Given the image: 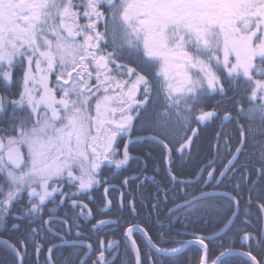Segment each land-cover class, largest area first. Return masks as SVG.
<instances>
[{
    "label": "snow or ice",
    "instance_id": "6c2138e0",
    "mask_svg": "<svg viewBox=\"0 0 264 264\" xmlns=\"http://www.w3.org/2000/svg\"><path fill=\"white\" fill-rule=\"evenodd\" d=\"M216 121L220 167L209 160L181 179L173 157ZM137 132L182 185L169 200V183L157 184L149 207L168 203L155 235L141 216L147 169L130 164L142 161ZM250 142L258 180L242 209L239 183L218 189ZM47 232L72 246L66 264H179L190 247L196 264H264V0H0V246L27 264Z\"/></svg>",
    "mask_w": 264,
    "mask_h": 264
},
{
    "label": "trees",
    "instance_id": "16d2710c",
    "mask_svg": "<svg viewBox=\"0 0 264 264\" xmlns=\"http://www.w3.org/2000/svg\"><path fill=\"white\" fill-rule=\"evenodd\" d=\"M14 91V89H13ZM218 99H220L218 97ZM218 128L216 131H214V125L211 123L207 126H202V131L199 132L200 139L196 141V144L193 146V148L190 151V154H184L183 156L180 153H176V155L173 157L174 164L172 165V170L179 175L181 179H189L194 176L195 173H197L201 166H206L209 160L215 159L216 167H220L222 163V158H217L215 156L214 151H210V146L214 145L216 142V133L221 130L220 128V121H218ZM224 131L226 132H233V127L231 125H226L224 127ZM143 143L138 144V150L143 151L139 153V156L142 157V161L138 164L137 162L133 161L131 163L132 169H144L146 168L147 171L145 175L149 177L147 181L144 182V187L142 189L143 195L140 197L144 201V205L141 211V216L147 221L148 227L152 230V234L155 235L156 231L160 228V219H163V214L165 213V203L168 202H161L160 207L158 209H151L149 207V202L151 203H157L155 196L157 194V184L162 183H169V200L175 199L177 195L181 194L177 191H174L173 189H179L182 187V185H175L171 184L167 177V171H168V162L165 160H162L161 158V152L159 149L153 147V142L144 139ZM233 143H235V135L233 133ZM249 150L244 152L242 156H240L239 161L237 162L236 166L240 170L237 171L235 174L230 173V179L225 180V186H222L219 190H231L234 185L237 183L240 184L239 189V195L242 201V209L244 206V203L247 201V198L249 196V190L253 188V184L251 181L258 180L257 174L253 169L259 167V160H260V153L261 150L259 147L254 145L252 142L249 143L248 147ZM147 150H151L150 152ZM223 157V154H222ZM146 161V163H144ZM244 162L249 163L247 167V170L242 168ZM248 173H250V179L248 177ZM106 175H109V173H105ZM125 175H131V172H125ZM155 178L154 180L151 178ZM122 179V177H121ZM117 182V183H116ZM118 185L119 180L112 179V184ZM261 185L257 183L255 187H260ZM105 187H107L105 185ZM193 187H196L195 184H193ZM104 195V188L99 187L96 190L90 191L88 193V196L92 198V203H89L88 200H85V202L89 203L92 207H99L100 206V200L101 197ZM113 195H118V193H113ZM137 195H139V192H137ZM164 193H160V201H163ZM252 198L256 199L255 192H252ZM168 206L170 207L171 204L169 203ZM49 207H52L50 204ZM66 211V209L61 210V215H63V212ZM253 215H255V209H252ZM160 213V218L158 219L157 214ZM183 219V213L178 214ZM103 218V217H99ZM113 219L116 218V214L112 216ZM256 221L253 220V224H255ZM56 228L60 225H54ZM53 226V227H54ZM242 226V225H237ZM177 229L183 230V225L181 223H177L175 226ZM200 227L204 229H214L213 225H200ZM27 223L25 222L22 225V231L26 230ZM86 231V229H84ZM191 231V229H189ZM211 235V232L208 233ZM12 235L13 239L15 238V235L13 233H6L5 238L7 236ZM141 238H142V234ZM231 236V234H229ZM101 237H104V234L101 233ZM68 238H72L71 236ZM107 239H118L119 236L117 233H114L113 231H108L107 233ZM190 236H177L176 239H190ZM37 239H40L37 237ZM227 237H225V240L227 241ZM58 241V238L55 237L52 233H45L43 235V239L41 240V243L44 244V247L39 253H36L34 249L31 247V244H29L28 252L26 256V262L27 264H45L46 259V253L48 247H50L53 243ZM95 245V239L91 241ZM237 249H239L240 245H236ZM73 251L72 246H58L54 252L52 253L53 259L56 261V264H66V259L68 258L69 254ZM122 251V249H121ZM212 252H215L216 249L212 248ZM12 258L13 254L11 253V250L0 246V264H12ZM74 258V257H73ZM179 264H196V261L198 259L196 252L193 248H188L184 250L182 255H179L176 257ZM237 260H241L243 258L237 257ZM165 264H168L167 261H165Z\"/></svg>",
    "mask_w": 264,
    "mask_h": 264
},
{
    "label": "flooded vegetation",
    "instance_id": "af4514ba",
    "mask_svg": "<svg viewBox=\"0 0 264 264\" xmlns=\"http://www.w3.org/2000/svg\"><path fill=\"white\" fill-rule=\"evenodd\" d=\"M214 99H218V97H216V98H214ZM210 124V123H209ZM208 124V125H209ZM212 125H214V131H216L217 130V128H218V121H216L215 123H211ZM227 125H231V124H227ZM203 125H201V127H200V131H202V129H203V127H202ZM232 126V125H231ZM233 127V126H232ZM220 128H221V123H220ZM137 135L138 136H141V137H145L146 138V136H147V134L146 133H144V132H137ZM144 138V139H145ZM144 139H140V140H137V141H135L134 142V144L132 145V150H133V154L134 155H137V156H139V153H141L142 151H143V149L142 150H138V144H140V143H143L144 141ZM249 149L247 148L245 151L247 152ZM150 152L151 150H147V152ZM215 160V159H214ZM166 161V160H165ZM133 161H130V164L132 163ZM167 162V161H166ZM247 165L248 166V164L249 163H247V162H244L243 163V165ZM249 167V166H248ZM197 179H198V177H196ZM117 183V182H116ZM116 183L115 184H113V185H116ZM218 191H224V190H219L218 189ZM87 203V202H86ZM90 206V205H89ZM90 207H92V206H90ZM104 218V217H103ZM112 218V217H111ZM17 223H19V221H16ZM54 226V225H53ZM52 226V227H53ZM59 227L60 226H58L57 228L54 226L53 227V229L55 230V229H59ZM49 233H52V232H49ZM69 239H71V238H69ZM59 242H61L60 241V239L58 238V241H56L55 243H53V244H57V243H59ZM94 245V244H93ZM62 246H71L70 244L69 245H62ZM95 246V245H94ZM48 256V251H47V253H46V257Z\"/></svg>",
    "mask_w": 264,
    "mask_h": 264
},
{
    "label": "water",
    "instance_id": "95a60500",
    "mask_svg": "<svg viewBox=\"0 0 264 264\" xmlns=\"http://www.w3.org/2000/svg\"><path fill=\"white\" fill-rule=\"evenodd\" d=\"M197 179V178H196ZM55 245H57V246H62V245H69V244H67V243H62V242H59V243H57V244H55Z\"/></svg>",
    "mask_w": 264,
    "mask_h": 264
}]
</instances>
